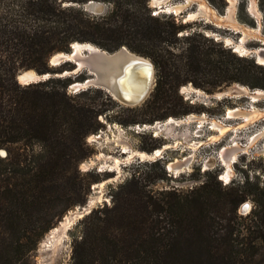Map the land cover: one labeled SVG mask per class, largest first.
<instances>
[{"label": "trees", "instance_id": "trees-1", "mask_svg": "<svg viewBox=\"0 0 264 264\" xmlns=\"http://www.w3.org/2000/svg\"><path fill=\"white\" fill-rule=\"evenodd\" d=\"M87 1L0 0V150L5 152L0 157V264L25 263L66 210L85 204L89 181L77 180L91 174H82L78 166L93 153L85 138L102 127L97 116L104 111L80 100L83 91L69 95V77L50 76L21 85L15 78L20 70L62 71L67 62L53 69L48 58L69 51L74 41L90 42L109 52L125 45L150 58L157 70L144 103L148 115L144 122L190 112L192 106L178 94V86L190 82L204 87L209 66L217 73L215 85L242 82L253 75L246 66L228 68L220 57L209 61L198 46L188 48L184 61L174 62L171 52L156 44L175 38L182 26L150 15L147 0H93L110 5L97 16L80 7L63 6ZM223 53L264 69L252 59L219 49ZM256 79L251 86L264 88V77ZM147 186L132 176L112 191L111 204L99 208L100 215L93 216L90 210L83 216L89 221L73 241L72 264H178L184 260L177 253L179 241L169 235L171 231L160 232L157 214L165 210L180 219L177 223L187 221L200 237L203 228L212 225L209 205L217 213L234 212L242 199L239 190H223L218 182L214 187L206 181L185 194L172 188L159 199ZM58 203L65 205L57 209ZM226 221L221 242L216 239L217 249L223 243L224 248L231 246L232 229ZM228 261L235 264L233 257Z\"/></svg>", "mask_w": 264, "mask_h": 264}, {"label": "rangeland", "instance_id": "rangeland-1", "mask_svg": "<svg viewBox=\"0 0 264 264\" xmlns=\"http://www.w3.org/2000/svg\"><path fill=\"white\" fill-rule=\"evenodd\" d=\"M205 1L218 14H225L228 6L227 0ZM182 2L183 0H168L161 4V6ZM104 4L105 10L101 14L110 7L108 3ZM255 4L259 11L258 18L249 11L250 0H235L232 11L233 18L240 25L249 28H258L260 38H264V0H255ZM146 6L150 15H152V10H156L159 13L155 17L159 20L173 21L175 24L182 26L176 32L175 38L168 37L167 41H160L156 44L160 50H162L161 48L169 50L171 52V59L174 62L179 64V62L184 61L188 48L198 46L206 51L209 61L217 60L220 57L226 62L228 68L246 66L253 74L252 76L243 77L242 82L232 81L227 84L215 85L213 82L217 79V73L209 66V69L203 75L205 81L203 84L204 87L194 86L190 82H185L178 86V94L187 105L192 106L191 111L184 114V116L189 114L204 116L199 115L200 113H205L208 116L221 114L225 107L231 105H240L238 108L241 109L256 105L255 107H258L257 109L259 111H264V100L261 99L253 103L248 97L249 95H239V97L233 98L229 97L231 95H224L220 99L214 98L216 93L226 92L227 90L235 88V86H243L251 91L257 89L264 90L260 86H251V84L257 82L256 77H264V69L260 70L251 67L250 64L245 62L236 61L225 53L222 55L219 54V49H225L229 50L235 56H244L252 59L256 63L253 54L249 52L251 50H257L256 48L260 46V38L247 36L241 43L242 33L238 29H232L229 26H216L214 23L207 22L200 17L191 21H184L186 12L188 13L196 9V4L193 2L187 4L177 14L174 12L171 13L170 10H166L163 7L161 8L160 5L152 4V0H147ZM238 44H241L246 52L237 50L235 47ZM123 46L130 52L147 58L153 64L150 58L130 50L125 45ZM48 66L53 69L58 68V65L51 66L49 63ZM72 66V63L67 62L62 70L63 73L55 70L56 73H52L51 76L61 79L69 77L70 83L81 82L82 79L91 77L84 69L80 71V77H77L79 73L66 74L65 70L68 71ZM181 74L184 76L186 72H182ZM156 75L157 70L153 64V85L147 96L134 107L122 105L111 94L95 85H86L87 87L77 91L74 88L75 92L69 90L68 87L66 88V92L71 96H76V93L83 91L84 95L80 97V100L90 102L96 106L98 105L104 110L97 116V120L102 127L95 133L88 134L85 138V142L93 149V153L78 166L82 174H85L84 172L91 174L89 176L86 175V177L84 176L85 178L83 180H77L78 182L82 181L80 183L89 181L88 192L84 196L85 203L93 210V216L100 215V212H97V210L103 206H110L112 191L132 176L138 178L142 184H147L153 196L158 199L161 198L164 192L172 188L178 194H185L199 188L206 181L214 187L216 186V182H218L223 190L234 188L239 190L238 193H241L242 199L237 203L234 212L217 213L214 207L212 208V205H209L208 217L213 219L211 222L212 225L210 228H203V232L199 237L193 233L192 226H187V221L177 223L180 219L178 217H172L164 210L157 214V218L161 220L160 232L166 233L168 230L171 231L169 234L171 237H177L179 241L177 246V250L179 251L177 253L184 256V260L178 264H231V261L226 262L227 257L235 258V264H264V163L262 161L264 157L260 156L264 148L258 147V139L264 137H256L251 145L246 144L248 147H241L239 145L246 141L248 135L264 127V118L260 117L253 124L240 128H237V125L240 123L230 127L226 126L228 129L227 132L216 140H210L214 135H211L207 131L206 124H204L203 128L199 127L202 129H200L198 136L202 134V131L204 133V136L200 138H196L198 137L196 131L198 124L196 122L164 125L170 117L179 119L183 115H170L166 118L144 122L143 119L148 117L145 114L144 103L154 87ZM69 85L72 86V84ZM185 87L188 88V91ZM223 122L227 125L234 121L224 120ZM261 131H264V129L260 130L255 136ZM203 137H208V140L199 148L196 149L195 144L191 145L194 140H204ZM231 138L237 141V147L241 148L240 151H237V154L239 152H248L254 157L252 160L249 159L250 161L246 159L245 155L238 157L236 163L231 164L229 168V171L232 170L229 177L231 181L229 184L223 185L222 181L218 179V174L222 173L221 175H223L226 172L227 168L224 164H220L215 159L210 165L208 164V170L201 172L199 170V162L200 158H214L217 156V151L219 152L223 147L227 146ZM165 144L168 147L155 158L141 159L138 156L128 157L129 150L144 151L150 154L158 148H163ZM122 145L129 147L127 152H124ZM201 150L204 151L203 154H200ZM98 152H102L105 157L94 159V156ZM4 155L0 152V157ZM186 156H189L187 157V169L183 168L182 171L176 174L167 169L169 162L175 159L182 160ZM90 159L94 161L93 164H87ZM115 159H118L116 165L114 164ZM82 163H86L87 166H84ZM211 177H214V180H210ZM94 178L95 180L91 181ZM100 181H104V183L99 188L95 184ZM64 205V203H58L56 208L60 209ZM242 206H245V209H242ZM78 210V205H73L66 210L60 220L65 215L71 216L73 220L65 232L61 233L55 239L50 240L48 237L50 231H47L36 244L35 249L31 252L27 261L22 264H72L73 241L79 235L82 226L89 221ZM226 220L229 221L228 225L232 229L231 246L224 248L223 243L217 249L216 239L218 240L217 242H221L220 239L225 234L224 227L227 224ZM59 221H56L54 226H57Z\"/></svg>", "mask_w": 264, "mask_h": 264}, {"label": "bare ground", "instance_id": "bare-ground-1", "mask_svg": "<svg viewBox=\"0 0 264 264\" xmlns=\"http://www.w3.org/2000/svg\"><path fill=\"white\" fill-rule=\"evenodd\" d=\"M167 1L168 0H152V4L160 5L161 8L163 7L166 10H170L171 13L174 12L175 14H177V13H180L181 10L187 4L193 2L196 4V9L188 13L186 12L184 21H191L193 19L200 17L207 22L214 23L216 26H229L232 29H238L242 33V37L240 40L241 43L247 36H255V37L260 38L258 28L245 27L243 25H240L235 20V18H233L232 11H233L235 0H227L228 6H227V9L224 15L218 14L205 0H183L182 3L161 6V4ZM249 11L256 18H258L259 11L256 8L255 0H250ZM260 39L261 41L264 42V38H260ZM75 47H76L75 50L79 48L78 46H75ZM235 48L239 50L240 52H246L241 44H238ZM127 53L135 57L134 56L135 54L130 52L128 49H127ZM137 59H139L140 61L149 63V64L147 65L139 64V65H133V66L131 65L132 67L128 69L127 71H125L123 74L120 73L121 72L120 69L118 73L117 68H115L114 64H112L111 66L109 65V66L104 67L103 69H100L101 70L100 75L98 76L99 83L103 87H105L107 91L110 92L111 96L115 100H117L119 103H121L122 105L128 106V107H134L138 105L146 97V94L149 91L152 85V81H153V68H152L150 61L146 60L145 58L144 59L137 58ZM70 60H73V59L70 58ZM55 61H57V56H53L51 58L52 65L57 64L55 63ZM257 63L264 65V63L259 60L257 61ZM77 64H78V67L81 66L80 62H78ZM74 71L75 70L68 72L65 70V73L74 74L75 73ZM150 73H151V76H149ZM76 74H78V72ZM92 82L93 81H91L90 79H86V83L81 81V82H73L71 84L73 88L78 89L80 87H86V85H89V83H92ZM186 90L188 91V88H186ZM224 95H231L229 96L231 98L237 97V96L239 97V95H249L248 97L253 103L261 99L264 100V90L257 89V90L251 91L243 86H240V87L235 86V88L227 90L226 92H221L219 94L216 93L214 98L220 99ZM262 115H264V111H259L255 106L251 105L250 107H247L245 109H241V108L227 109L225 118L242 117L243 121L237 125V128H240L245 125L253 123L256 119H259ZM191 122H196L198 124V127H202V128L204 127V124H207V120L204 116H196L194 114H189L179 119L170 117L169 120L164 123V125H168L171 123L179 125V124H186V123H191ZM211 127L216 130V134H213L214 136L211 137L210 140H216L222 137L228 130L226 126L222 124V121H218V122L214 120L211 121ZM202 128H199V130L197 131V136L200 134L199 131ZM259 136H264V131H261L257 136H253L247 144L251 145L254 139ZM263 141H264V138H263ZM248 145L247 146L245 145L244 147H248ZM167 147L168 145L165 144L163 148H158L157 150H155L153 153H150V154L144 151L129 150L128 157L138 156L141 159L155 158L159 156L161 152ZM122 148L124 149V152H127V150L129 149V147L126 145H122ZM262 148H264V143H263ZM240 150L241 148L237 147V141L231 138V141L227 144V146L223 147L219 152L217 151V156H215L214 158L211 157L209 159V164H211L213 160L215 159L217 160L218 158L220 160V163L226 166L227 168L226 172L223 175H221V177L225 181H228L230 177L229 168H230L231 162L235 159L237 151H240ZM0 152L2 155L5 154L3 150H0ZM101 157L104 158L105 156L102 152H98L94 156V159H100ZM93 163L94 161L92 159H90L89 162H87V164H93ZM117 163H118V159H115L114 164L116 165ZM87 164L84 163L83 165L87 166ZM187 167H188L187 157H183L182 160L175 159L172 162H169L167 164V169L174 174L178 173L179 171H182L183 168H187ZM103 183L104 181H100L95 185H97V187L100 188L102 187ZM242 209H245V206H242ZM72 220L73 218L71 216L65 215L63 219L59 221V224L57 226H54L49 230L50 232L48 233V237L50 238V240L55 239L61 233L65 232L67 227L71 224Z\"/></svg>", "mask_w": 264, "mask_h": 264}, {"label": "water", "instance_id": "water-1", "mask_svg": "<svg viewBox=\"0 0 264 264\" xmlns=\"http://www.w3.org/2000/svg\"><path fill=\"white\" fill-rule=\"evenodd\" d=\"M63 6L80 7L83 11L89 14H92V15H99L105 10V4L103 2L93 1V0H89L83 4L64 2ZM259 44L260 46L257 47V50H251L249 53L253 54V58L255 59L256 63L258 60L264 63V42L259 41ZM75 46H78L79 48L75 50L76 48ZM53 56H57V61H55V63H57L56 65H59L60 63H64V62L72 63L73 66L68 71L75 70L74 74H76L77 72L80 73V71L84 69L87 74L91 75V77L84 78L82 79V81L86 83V79H90L93 82L89 83V85H95L99 87L100 89L105 90L109 94L110 92L107 91L106 88L103 87L99 83L98 76L100 75V71H101L100 69H103L106 66H109V65L111 66L112 64H114L115 68H117L118 70L117 72L119 73V69H120L121 71L120 73L123 74L125 71L130 69L133 65L149 64V63H146V62H143L137 59V58L144 59V57L140 55L135 54L134 55L135 57L131 56L129 53H127V49L124 46H121L118 49L112 52H109L107 50L101 49L100 47H97L96 45L90 42L74 41L69 45V51L67 52L60 51V52L53 53L48 58V63L51 66H56V65H52L51 63V58ZM70 58H72L73 60H70ZM145 59L148 60L147 58ZM78 62L81 63L80 67H78V64H77ZM151 65L153 68L152 63ZM260 65H263V64H260ZM60 73H63V71H61ZM50 76H51V73L49 72L37 73L33 69H22L17 73L15 78L19 84L23 85V84H28V83L39 82L44 79H47ZM55 76H59V75H55ZM149 76H151V73ZM152 85H153V81H152ZM83 88L84 87H80L76 90L83 89ZM149 91L147 92V94L149 93ZM78 208H79L78 211L82 214V216L88 214L91 210V208L88 207L87 203H85L83 206H78Z\"/></svg>", "mask_w": 264, "mask_h": 264}, {"label": "built area", "instance_id": "built-area-1", "mask_svg": "<svg viewBox=\"0 0 264 264\" xmlns=\"http://www.w3.org/2000/svg\"><path fill=\"white\" fill-rule=\"evenodd\" d=\"M153 8H155V7H153ZM158 11H156V10H152V12H151V14L153 15V16H156V15H158ZM166 13H170V12H166ZM68 89L69 90H72V92H75L74 91V88L71 86V85H69L68 86ZM76 90V89H75ZM77 91V90H76ZM233 103H234V101H232ZM248 105H249V103H248ZM240 105H231V106H227V107H225L224 109H223V112L221 113V114H216V115H212V116H208L207 114H205V113H200L199 115H204L206 118H207V124H206V129H207V131L208 132H210V134L212 135V134H216V130L215 129H213L212 127H211V121H222V124L223 125H225V126H227V127H230V126H234V125H236L237 123H240V122H242L243 121V118L242 117H236V118H225V115H226V111H227V108H230V109H237L238 107H239ZM245 106H247V105H245ZM256 106V105H255ZM258 108V107H257ZM260 109H263V108H260ZM224 120H227V121H234L233 123H230V124H225L223 121ZM251 124H253V123H251ZM251 124H248V125H251ZM248 125H246V126H248ZM198 129H199V127L197 126V130L196 131H198ZM262 129H264V127H262L261 129H259V130H256L255 132H253V133H251L250 135H248L247 136V139H246V141L243 143V144H239V145H241L242 147H244L248 142H249V140L253 137V136H255L260 130H262ZM232 133H234V132H232ZM202 136H204V133H203V131H202V134L200 135V136H198V137H196V138H200V137H202ZM209 137V136H208ZM208 137H203L204 138V140H194L192 143H191V145H193V144H195L194 146H195V148L197 149V148H199L205 141H207L208 140ZM259 140V148L260 147H262L263 146V143H264V141H263V138H259L258 139ZM257 140V141H258ZM256 141V142H257ZM255 142V143H256ZM203 150H201L200 151V154H203ZM241 155H245L246 156V159H251L252 160V158L254 157L253 155H250L248 152H245V153H241V152H239L238 154H237V157L235 158V160H233V162H232V164H234V163H236V161L238 160V157H240ZM262 156V155H261ZM186 157H189V156H186ZM262 157H264V156H262ZM209 157H204V158H200V162H199V166H200V168H199V170L201 171V172H204V171H206V170H208L209 169ZM217 161L220 163V160L217 158ZM263 161V163H264V159L262 160ZM206 164H209L208 165V167H207V165ZM221 164V163H220ZM223 166V165H222ZM224 167V166H223ZM187 169V168H186ZM224 172V171H223ZM221 174L222 173H220V174H218V179L220 180V181H222V183H223V185H227V184H229V182L231 181L230 179L228 180V181H225L222 177H221Z\"/></svg>", "mask_w": 264, "mask_h": 264}, {"label": "flooded vegetation", "instance_id": "flooded-vegetation-1", "mask_svg": "<svg viewBox=\"0 0 264 264\" xmlns=\"http://www.w3.org/2000/svg\"><path fill=\"white\" fill-rule=\"evenodd\" d=\"M261 117L264 118V115H262ZM263 137H264V136H263ZM261 155L264 156V151L260 154V156H261ZM234 160H235V159H234ZM232 162H233V161H232ZM232 162H231V164H232ZM226 170H227V169H226ZM231 173H232V170H230V175H231Z\"/></svg>", "mask_w": 264, "mask_h": 264}, {"label": "clouds", "instance_id": "clouds-1", "mask_svg": "<svg viewBox=\"0 0 264 264\" xmlns=\"http://www.w3.org/2000/svg\"><path fill=\"white\" fill-rule=\"evenodd\" d=\"M249 161H250V160H249ZM249 161H248V162H249Z\"/></svg>", "mask_w": 264, "mask_h": 264}]
</instances>
